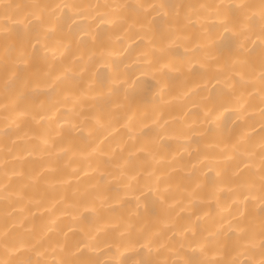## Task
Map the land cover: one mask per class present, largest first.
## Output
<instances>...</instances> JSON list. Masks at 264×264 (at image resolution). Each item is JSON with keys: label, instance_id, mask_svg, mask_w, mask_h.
Masks as SVG:
<instances>
[{"label": "bare ground", "instance_id": "6f19581e", "mask_svg": "<svg viewBox=\"0 0 264 264\" xmlns=\"http://www.w3.org/2000/svg\"><path fill=\"white\" fill-rule=\"evenodd\" d=\"M5 2L86 7L74 22L62 16L60 30L46 41L56 51L54 61L48 54L52 70L70 69L67 80L54 88L38 80L35 92L17 82L8 109L0 108V260L60 264L73 258L83 240L91 245L87 256L99 264H204L233 257L246 261L248 256L240 253L247 242L236 230L241 211L255 218L254 259H259L264 21L257 7L243 35L225 31L223 24L235 20L228 6L259 5L260 0ZM160 3L174 7L165 9L168 15L116 7ZM92 5L99 7H88ZM200 5L225 7L217 16L216 9ZM144 11L151 13L152 43L141 38L135 24ZM23 19L9 21L10 42L26 43L15 27ZM199 63L204 70H188ZM162 64L169 68L161 70ZM241 76L246 83L239 82ZM161 83L166 84L163 92ZM94 114L106 130L96 128ZM133 145L145 151L126 165ZM225 153L235 158L226 160ZM137 172V179L129 180ZM194 188L196 202L190 204ZM249 191L251 196L243 202L241 193ZM129 225L133 237L139 230L156 242L129 244ZM186 226L194 228L197 237L219 230L218 245L201 252L190 242ZM4 233L15 245L10 255L4 251Z\"/></svg>", "mask_w": 264, "mask_h": 264}, {"label": "snow or ice", "instance_id": "6c2138e0", "mask_svg": "<svg viewBox=\"0 0 264 264\" xmlns=\"http://www.w3.org/2000/svg\"><path fill=\"white\" fill-rule=\"evenodd\" d=\"M84 5L80 4H71V3H56V4H43V3H29V4H13L6 3L5 0H0V8L3 9V12H0V35L3 37V43L0 45V80H2V89H0V100L3 102L0 103V108L4 110L8 109L7 100L9 98V93L14 84L19 82L23 88L28 89L32 92L36 91V88L39 87L37 83L38 80L43 81V85L46 88H54L57 83L62 80H67L68 73L70 69H65L62 72L56 73L54 72L53 65L48 62V54L51 53L52 60L54 61L56 57V51L54 49H50L49 45L46 43L50 39V37L60 30V21L62 16H67L68 19H72L74 22L75 17H81L85 14ZM92 8H98V5L88 6ZM105 7H111L109 5H105ZM116 7L127 10H142V9H154L159 10L164 15H168V12L165 9H172L174 6L160 3V4H137V5H117ZM178 7V6H177ZM201 8H214L216 9V15H223L222 9L225 7L224 5H200ZM229 8L234 10L235 20H226L223 24L225 31L229 32H239V34L243 35L247 30V21L254 18L256 13L253 11L255 8H259V15L262 21H264V0H260L259 5H252L246 3H238L234 5L228 6ZM176 17L179 16V13H175ZM16 16H23L24 19L20 20L16 23V31L19 32L25 39L26 43L21 42L20 44L10 42L9 40V32L11 31L9 21L13 20ZM151 13L148 11H144L142 18L136 19L135 24L138 25V34L142 33L141 38L147 39L149 43L153 42V26L152 20L149 19ZM122 20L126 22V18L122 15ZM130 18V17H129ZM95 19V17H93ZM101 21L104 22V17H100ZM171 35L175 36V29H170ZM261 34L264 35V24L261 26ZM167 45L161 47L159 52L164 54L167 50ZM240 55H243V44L240 46ZM242 62V61H240ZM46 66V67H45ZM164 68H169L168 64H162L161 70ZM205 65L203 63L198 64V68L196 64H193L189 67V71H202L204 70ZM231 71V69H229ZM225 76V79L228 81L227 87L231 88V77L228 76L227 72L222 73ZM237 75H239L237 73ZM259 79L262 85V91H264V58L261 60L260 66V76ZM120 81H114V83H119ZM240 83H246L244 78L240 77ZM128 81H123V84H127ZM133 85L136 83L132 82ZM166 84L161 83V92H163ZM262 100H264V96H262ZM262 122H261V132L264 133V109L261 110ZM92 121L96 125L97 129H105L106 124L101 119L99 115H93L91 117ZM130 119V118H129ZM155 122V121H154ZM211 124V119L209 120ZM128 127L127 123L124 125ZM77 125H72V128H77ZM147 127V125H144ZM81 132L84 129H78ZM115 131V129H113ZM131 131V130H130ZM211 131V129H209ZM111 133H109L110 135ZM59 135V133H57ZM92 135V131L88 130V136ZM140 135H143V130L140 131ZM106 138V137H105ZM129 139L135 140V135H130ZM244 137H240V141H243ZM100 143H103V139L100 140ZM135 151L129 150L128 159L125 160L126 165H130L133 158L136 156L137 152L145 151L143 146L135 147ZM233 148L237 151L236 145H233ZM261 148V177H260V195L259 199L261 201V216L259 221V259H254V255L257 250V245L253 243V240L256 235V224L255 218L252 214L246 215L243 211L239 213V223L236 226V230L240 233V239L246 241L245 245H241L244 251L240 253V255H247L248 259L246 261H241L236 257L227 260L213 261L206 260L204 264H264V135L261 136L260 141ZM94 151L96 149H93ZM61 151H66V149H61ZM123 151V148H121ZM226 160H232L235 157L228 153H225ZM207 159V157H205ZM201 163L203 161H200ZM196 165H193L195 168ZM210 170L211 165H209ZM51 170V169H49ZM139 175V172L130 175L129 180L135 181ZM216 175L219 176L220 173L216 172ZM37 177H33V179H38ZM200 184L198 182L195 183V188H199ZM195 188L193 189V197L195 193ZM244 196V201L247 202L249 196H251V192L248 194L241 193ZM255 196H252V199H255ZM196 198L194 197L189 201V203H195ZM242 202V203H243ZM208 213L205 212L204 215ZM201 217L197 216L196 219L199 220ZM229 225L231 226V221H229ZM222 227V226H221ZM127 231L129 232V244H141L143 241V246H147L148 243L156 242L152 237L142 235L139 230L135 237L132 236L131 226H128ZM185 233H190L191 235V243H196L200 246L201 252H205L206 250H210L209 246L213 243L218 245V236L219 230L216 232H209L207 236L197 237V232L194 228L185 227ZM123 234V233H122ZM94 239V237H92ZM183 246V245H181ZM3 247L6 254H11L12 248L15 247L14 244H10L8 234L4 233L3 237ZM91 245L86 241H80L76 245V252L72 253L73 258L61 261L60 264H99L98 261L93 260L87 256V252ZM63 250V249H62ZM0 264H16V262L12 260H0ZM21 264H25V262H21ZM121 264H126V262H121Z\"/></svg>", "mask_w": 264, "mask_h": 264}]
</instances>
